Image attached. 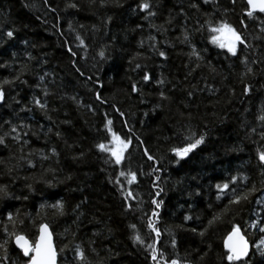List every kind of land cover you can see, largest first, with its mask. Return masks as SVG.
<instances>
[{
  "label": "trees",
  "instance_id": "obj_1",
  "mask_svg": "<svg viewBox=\"0 0 264 264\" xmlns=\"http://www.w3.org/2000/svg\"><path fill=\"white\" fill-rule=\"evenodd\" d=\"M246 10L0 0V264H25L14 234L34 243L41 223L58 264H264V13ZM220 23L235 53L210 42ZM109 128L128 142L120 164L96 147ZM233 225L252 244L239 261L223 248Z\"/></svg>",
  "mask_w": 264,
  "mask_h": 264
},
{
  "label": "snow or ice",
  "instance_id": "obj_2",
  "mask_svg": "<svg viewBox=\"0 0 264 264\" xmlns=\"http://www.w3.org/2000/svg\"><path fill=\"white\" fill-rule=\"evenodd\" d=\"M247 3V10L246 14L248 16H252L254 12L264 13V0H246ZM139 8L141 11L148 9L149 4L146 2H141L139 4ZM151 14V13H150ZM213 35L210 36V42L216 44L218 47L222 49H227L229 53H235L236 50V42L239 41L241 44L243 41L240 39V36L237 34V32L232 28L231 25L226 23H220L215 27H211L209 29ZM7 37H12L13 32L11 30L7 31L5 33ZM103 55V53H100ZM194 54V53H193ZM161 56L164 55L163 52L160 53ZM145 80L149 79V76L147 73H145L144 76ZM0 83H8L7 80L0 81ZM136 88L133 86V91H135ZM249 87L248 85L244 86V92L248 93ZM99 98V97H97ZM3 99V92L0 91V100ZM34 103L38 106L43 108L44 105L40 103L38 99L34 101ZM258 119H261L258 117ZM15 131V129H13ZM109 135L112 137L110 143L112 144V147H108L105 144L101 143L96 145L98 149L101 151L107 152L111 155L113 160L116 164H120L121 159L124 154V150L128 147V142L125 140H122L115 132H112L109 128ZM203 141V136L194 139L193 142L187 143L184 145V147L180 148H172L171 151L177 156V158H182L188 155L190 151L195 149L197 145L201 144ZM2 142V141H0ZM151 159V157H149ZM258 159L261 162V164H264V151L258 150ZM119 175L123 176L125 175L123 172L119 173ZM129 182L135 179V176L133 173L129 172L128 174ZM233 180H236V177H232ZM221 189H226L228 187L227 184L218 185ZM3 190V186H0V191ZM252 191V190H250ZM129 195H131L129 193ZM246 199V197H244ZM241 199V196H236L235 200L232 202H238ZM153 203L155 204V199L153 200ZM57 209L61 207V204L59 201H57L56 205H54ZM159 207V205H157ZM9 219H11V214H9ZM185 220H188L189 217L185 216ZM253 224H255V221H253ZM149 228H152V223L150 222L148 225ZM40 234L36 237L35 243L30 244L29 241L25 238L24 235L21 234H14V240L18 248L21 249L25 257L30 258L27 260L26 264H56V252L53 249L52 246V240H51V234L47 231V226L44 224H41L39 226ZM153 231H156L153 229ZM264 231V229H262ZM134 240L140 241L139 236L133 237ZM143 243V241H140ZM175 243V241H173ZM258 243L264 245V240L259 241ZM150 247L153 249V252H155V246L150 245ZM224 248L227 250V255L225 259L228 261L233 260H242L244 256L248 252V242L245 240L244 236H242L239 232V229L233 225L232 230L227 234V236L224 238ZM76 257L81 258L82 253L77 247L76 249ZM155 255H153V259H155ZM170 264H178L176 260H172Z\"/></svg>",
  "mask_w": 264,
  "mask_h": 264
},
{
  "label": "water",
  "instance_id": "obj_3",
  "mask_svg": "<svg viewBox=\"0 0 264 264\" xmlns=\"http://www.w3.org/2000/svg\"><path fill=\"white\" fill-rule=\"evenodd\" d=\"M245 2H246V0H245ZM247 4V3H246ZM248 7V6H247ZM2 102V100H0V103ZM41 224H44V225H46L47 226V231L51 234V240H52V246H53V249H54V251L56 252V249H55V246H54V241H53V235H52V232H51V229H50V227L46 224V223H41ZM40 224V225H41ZM39 225V226H40ZM238 229H239V232H240V234L242 235V236H244V238H245V240L248 242V252H247V254L244 256V258L243 259H245L246 257H248L249 256V254L251 253V248H252V244L250 243V241L246 238V236L243 234V232H242V230L239 228V227H237ZM232 230V229H231ZM230 230V231H231ZM229 231V232H230ZM228 232V233H229ZM227 233V234H228ZM40 234V230H39V227H38V230H37V235H36V237L38 236ZM227 234L225 235V237L227 236ZM21 235H23V234H21ZM25 236V235H24ZM224 237V238H225ZM25 238L29 241V243L30 244H33L34 245V243H35V241H34V243H31V241L25 236ZM35 240H36V238H35ZM13 242H14V244H15V246L17 247V245H16V243H15V240L13 239ZM18 248V247H17ZM223 248H224V239H223ZM19 250H21L20 248H18ZM225 249V248H224ZM226 250V249H225ZM226 252H227V250H226ZM23 253V252H22ZM30 255H31V253H30ZM29 258H30V256H29ZM28 258V259H29ZM242 259V260H243ZM235 261H239V260H235ZM26 264V263H25ZM56 264H58L57 263V253H56Z\"/></svg>",
  "mask_w": 264,
  "mask_h": 264
},
{
  "label": "flooded vegetation",
  "instance_id": "obj_4",
  "mask_svg": "<svg viewBox=\"0 0 264 264\" xmlns=\"http://www.w3.org/2000/svg\"><path fill=\"white\" fill-rule=\"evenodd\" d=\"M14 239V238H13ZM32 243V242H31ZM13 244H14V242H13ZM14 246H15V244H14ZM15 248L24 256V254L22 253V251L21 250H19L16 246H15ZM29 256H30V254H29ZM25 257V256H24ZM27 260H28V258L29 257H25Z\"/></svg>",
  "mask_w": 264,
  "mask_h": 264
},
{
  "label": "rangeland",
  "instance_id": "obj_5",
  "mask_svg": "<svg viewBox=\"0 0 264 264\" xmlns=\"http://www.w3.org/2000/svg\"><path fill=\"white\" fill-rule=\"evenodd\" d=\"M111 147H112V144H111ZM259 241H257L255 244H258Z\"/></svg>",
  "mask_w": 264,
  "mask_h": 264
}]
</instances>
